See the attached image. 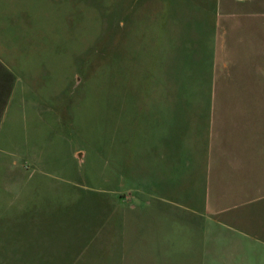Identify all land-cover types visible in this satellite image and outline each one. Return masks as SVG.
I'll list each match as a JSON object with an SVG mask.
<instances>
[{
    "label": "rangeland",
    "instance_id": "374dc122",
    "mask_svg": "<svg viewBox=\"0 0 264 264\" xmlns=\"http://www.w3.org/2000/svg\"><path fill=\"white\" fill-rule=\"evenodd\" d=\"M261 36L259 0H0V264H114L118 192L143 188L167 146L179 184L207 201L214 155L193 151L191 134L214 107L224 125L259 129L264 264ZM183 226L167 254L199 264Z\"/></svg>",
    "mask_w": 264,
    "mask_h": 264
},
{
    "label": "crops",
    "instance_id": "0c3cea01",
    "mask_svg": "<svg viewBox=\"0 0 264 264\" xmlns=\"http://www.w3.org/2000/svg\"><path fill=\"white\" fill-rule=\"evenodd\" d=\"M259 5H264V0H259ZM261 38L260 44H264V36ZM220 115L215 107L199 115L206 132L191 134V139L201 140L193 151L207 159L214 155L208 160L209 176L215 163L212 197L203 200L196 188L185 189L183 182L179 184L181 160L172 156L167 146L160 156L146 161L143 188L118 192L121 199L116 202L119 210L113 213L112 242L120 249L114 264H177L167 248L173 241L179 243V235L173 234L184 232L183 225L191 228L197 239L199 264H259V129L244 117L238 125H224ZM160 116L164 124L169 123V111ZM178 137L184 138L182 134ZM210 138L218 143L214 152L207 147ZM233 153L241 157L231 156ZM204 163L198 168V180ZM126 204L128 216L120 211Z\"/></svg>",
    "mask_w": 264,
    "mask_h": 264
}]
</instances>
